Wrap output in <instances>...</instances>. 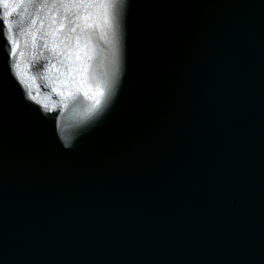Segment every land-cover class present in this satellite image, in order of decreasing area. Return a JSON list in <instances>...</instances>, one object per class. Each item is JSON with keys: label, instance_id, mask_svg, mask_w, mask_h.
I'll list each match as a JSON object with an SVG mask.
<instances>
[{"label": "water", "instance_id": "water-1", "mask_svg": "<svg viewBox=\"0 0 264 264\" xmlns=\"http://www.w3.org/2000/svg\"><path fill=\"white\" fill-rule=\"evenodd\" d=\"M125 264H264V0H188Z\"/></svg>", "mask_w": 264, "mask_h": 264}, {"label": "snow or ice", "instance_id": "snow-or-ice-1", "mask_svg": "<svg viewBox=\"0 0 264 264\" xmlns=\"http://www.w3.org/2000/svg\"><path fill=\"white\" fill-rule=\"evenodd\" d=\"M109 7L108 3L97 0H27L26 3L15 4L13 11H0L3 17L0 19V37L3 38L0 44L8 46V56L16 60L17 69L21 61L34 67L37 61L43 59L47 60L45 68L50 73L54 70L59 76H64L63 68L69 74H87L88 65L84 61L92 59L89 53L93 37L99 34V39L104 40L105 30L110 27ZM8 8L9 4L3 3L2 9ZM13 12L17 17L14 23L10 20ZM5 19H9L7 24ZM59 76L56 78L59 79ZM31 79L35 83V77ZM67 79L75 81L76 77L69 75ZM53 91L65 96L56 88ZM80 91L82 86L76 87L68 95L75 96ZM83 94L89 96L88 91ZM102 95L97 85L95 95L89 97L94 99L93 108L101 103L96 96ZM28 96L35 99L31 90Z\"/></svg>", "mask_w": 264, "mask_h": 264}]
</instances>
